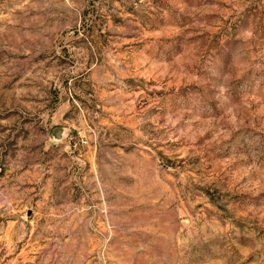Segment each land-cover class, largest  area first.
Returning <instances> with one entry per match:
<instances>
[{
  "label": "rangeland",
  "instance_id": "374dc122",
  "mask_svg": "<svg viewBox=\"0 0 264 264\" xmlns=\"http://www.w3.org/2000/svg\"><path fill=\"white\" fill-rule=\"evenodd\" d=\"M0 264H264V0H0Z\"/></svg>",
  "mask_w": 264,
  "mask_h": 264
},
{
  "label": "water",
  "instance_id": "95a60500",
  "mask_svg": "<svg viewBox=\"0 0 264 264\" xmlns=\"http://www.w3.org/2000/svg\"><path fill=\"white\" fill-rule=\"evenodd\" d=\"M52 135H53L54 142L61 141L65 135V128L64 127H56L53 130Z\"/></svg>",
  "mask_w": 264,
  "mask_h": 264
}]
</instances>
